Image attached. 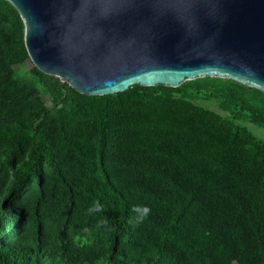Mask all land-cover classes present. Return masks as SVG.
<instances>
[{"label": "trees", "instance_id": "obj_1", "mask_svg": "<svg viewBox=\"0 0 264 264\" xmlns=\"http://www.w3.org/2000/svg\"><path fill=\"white\" fill-rule=\"evenodd\" d=\"M28 59L0 0V105L24 104L0 115V264H264V142L192 103L264 128L263 91L206 76L87 95L34 66L47 107L14 69Z\"/></svg>", "mask_w": 264, "mask_h": 264}, {"label": "water", "instance_id": "obj_2", "mask_svg": "<svg viewBox=\"0 0 264 264\" xmlns=\"http://www.w3.org/2000/svg\"><path fill=\"white\" fill-rule=\"evenodd\" d=\"M40 71L87 95L222 77L264 92V0H8Z\"/></svg>", "mask_w": 264, "mask_h": 264}, {"label": "rangeland", "instance_id": "obj_3", "mask_svg": "<svg viewBox=\"0 0 264 264\" xmlns=\"http://www.w3.org/2000/svg\"><path fill=\"white\" fill-rule=\"evenodd\" d=\"M34 67V63L29 58L24 63L17 64L14 66L15 71H17L18 74L22 76H28L31 78V81L33 82L35 86L34 94L39 95L47 107L51 106V95L44 89L43 85L39 83V78L34 76L31 72V69ZM189 81V80H188ZM177 95H180V93H177ZM8 102L3 104L4 106H7L10 104V108L8 111L5 109L4 106L0 105V115L4 117L13 116L14 114H20L22 112V109L24 107L23 103H15L10 97L7 99ZM192 103L196 106L203 107L205 109H208L218 115H220L223 118L227 119H233L236 121L239 125L247 127V129L254 134L258 139L264 142V128L259 127L252 122H250L248 119H241L237 120L234 118L233 114H231L229 111L222 109L220 106V102L217 98L212 97V94L205 93V92H195L194 98L192 100ZM59 121V118L52 115L49 120H46L43 122V126L50 129L53 132L54 136H57L56 131V123ZM68 122V121H67ZM4 153L0 149V156H3ZM10 173H12V170H10ZM239 264V263H236Z\"/></svg>", "mask_w": 264, "mask_h": 264}]
</instances>
